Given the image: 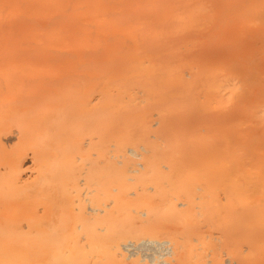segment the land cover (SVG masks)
Returning <instances> with one entry per match:
<instances>
[{
  "label": "bare ground",
  "instance_id": "bare-ground-1",
  "mask_svg": "<svg viewBox=\"0 0 264 264\" xmlns=\"http://www.w3.org/2000/svg\"><path fill=\"white\" fill-rule=\"evenodd\" d=\"M0 264H264V0H0Z\"/></svg>",
  "mask_w": 264,
  "mask_h": 264
}]
</instances>
